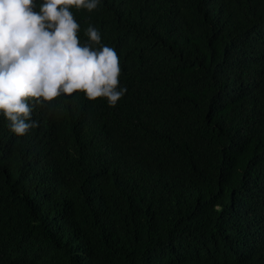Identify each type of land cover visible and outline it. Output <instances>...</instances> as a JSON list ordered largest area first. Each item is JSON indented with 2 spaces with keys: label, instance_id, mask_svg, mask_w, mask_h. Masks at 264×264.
<instances>
[{
  "label": "trees",
  "instance_id": "16d2710c",
  "mask_svg": "<svg viewBox=\"0 0 264 264\" xmlns=\"http://www.w3.org/2000/svg\"><path fill=\"white\" fill-rule=\"evenodd\" d=\"M71 11L127 92L0 111V264H264V0Z\"/></svg>",
  "mask_w": 264,
  "mask_h": 264
},
{
  "label": "clouds",
  "instance_id": "9594fccd",
  "mask_svg": "<svg viewBox=\"0 0 264 264\" xmlns=\"http://www.w3.org/2000/svg\"><path fill=\"white\" fill-rule=\"evenodd\" d=\"M101 0H0V111L17 136L39 127L34 106L83 92L115 106L127 92L114 48L102 44L93 25L81 43L71 11L97 9ZM100 45V47H96Z\"/></svg>",
  "mask_w": 264,
  "mask_h": 264
}]
</instances>
